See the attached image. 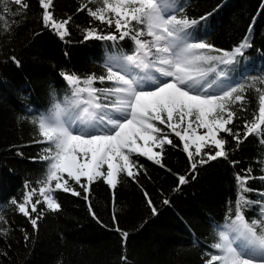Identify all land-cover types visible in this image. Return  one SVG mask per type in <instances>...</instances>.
I'll use <instances>...</instances> for the list:
<instances>
[{"label":"trees","instance_id":"trees-1","mask_svg":"<svg viewBox=\"0 0 264 264\" xmlns=\"http://www.w3.org/2000/svg\"><path fill=\"white\" fill-rule=\"evenodd\" d=\"M26 2L29 7L24 10L12 0H0V15L6 17L0 20V215L7 221L0 227L8 230L6 236L0 235V264H125L122 256L127 257L126 264H203L204 253L211 251L209 246L217 231L228 222L225 220L228 208L234 207L235 174L244 175L242 170L251 169L253 176L264 175L261 171L264 146L256 136L237 145L232 137L221 133L229 141L226 145L229 158L211 161L193 173L183 145L169 133L176 146L164 147L166 168L144 157H132L146 170L136 177L138 183L121 175L112 190L102 180L96 181L91 185L88 201L56 191L53 195L61 210L57 213L45 210L38 221V230H33L28 218L14 210L10 201H22L25 182L37 189L33 200L40 198L37 181L47 162L38 157L44 154L41 150L47 145L33 142L39 137L30 121L46 113L53 103L63 102L69 94L60 72H76L82 77L103 75L108 55L117 49L130 52L134 47L130 39L118 41L115 47L110 41L84 40L86 27L109 30L93 21L86 10L77 12L87 0H53L50 10L57 20L72 17L68 25L70 34L64 40L43 26L39 0ZM177 3L184 6L190 18L212 14L206 24L198 26V35L217 48L230 50L249 35L252 46L245 50L244 56L237 57L239 63L218 67L233 69L228 72L233 82L243 79L246 84L264 88L259 83L264 78V0H177ZM5 4L11 12L6 11ZM18 9L20 14L13 15ZM6 23L10 31H5ZM111 30H115L114 26ZM10 57H15L19 66ZM96 86L111 85L106 82ZM259 94L255 88L246 90L248 110L241 112L239 105L234 106L238 118L229 127L243 131L244 120H250L253 110L258 109ZM233 160L239 163L232 165ZM173 173L188 179L178 191H174L178 181ZM248 186L256 191L244 195L259 199L264 181L252 179ZM75 187L80 190L79 185ZM145 191L157 209L156 215L148 207ZM165 199L169 204L163 203ZM89 204L107 227L93 219ZM257 212L258 207L254 206L246 215L252 218ZM113 214L119 228L129 234L126 244L121 234L112 230ZM25 234L29 236L27 241Z\"/></svg>","mask_w":264,"mask_h":264},{"label":"snow or ice","instance_id":"snow-or-ice-1","mask_svg":"<svg viewBox=\"0 0 264 264\" xmlns=\"http://www.w3.org/2000/svg\"><path fill=\"white\" fill-rule=\"evenodd\" d=\"M12 2L19 9L29 7L26 0ZM91 4L97 6L89 7ZM39 7L45 28L61 40L69 36L71 16L57 20L50 10L53 0H39ZM5 9L12 11L6 4ZM19 9L13 15L20 14ZM85 10L93 21L109 30L86 27L84 40L110 41L115 47L118 41L130 39L134 47L130 52L117 49L108 55L103 75L82 77L62 70L60 76L69 94L63 102L53 103L46 113L30 121L39 137L33 142L47 145L41 150L44 154L38 157L47 162L37 181L40 198L33 200L37 189L25 182L22 201L12 199L10 203L28 218L33 230H38V221L45 210L51 213L61 210L53 195L56 191L88 201L91 185L96 181L102 180L112 190L121 175L138 183L136 177L144 169L133 156L166 168L164 147L176 146L169 133L183 145L193 173L211 161L229 158L226 148L229 141L221 133L232 137L237 145L256 136L264 146V88L246 84L243 79L233 82L228 76L233 69L218 67L239 63L237 57L244 56L245 50L252 46L249 35L230 50L217 48L198 35V26L206 24L212 14L190 18L177 0H87L77 12ZM0 20L6 17L0 15ZM5 31H10L7 23ZM10 59L19 66L15 57ZM106 82L111 86H96ZM259 83L264 85V78ZM248 88L260 93L258 109L253 110L250 120H244L241 132L229 125L238 118L234 106L239 105L241 112L248 110L244 95ZM52 95L55 98L54 92ZM206 148L210 150L204 151ZM242 171L244 175L235 174L237 194L234 207H229L225 216L228 222L217 231L209 246L211 251L204 253L203 264H264V191L259 192L260 198L256 200L244 195L256 191L248 186V181L257 178L264 181V175L253 176L251 169ZM173 175L178 181L174 191H178L188 179L185 175ZM144 195L156 215L157 209L146 191ZM163 203L169 204V200ZM254 206L258 212L249 218L246 213ZM88 210L102 224L90 204ZM112 222L115 225L112 230L120 233L126 244L129 234L119 228L115 214ZM5 223L6 217L0 215V225ZM7 234L8 230L0 227V235ZM28 239L25 234V240ZM121 259L126 264L127 257Z\"/></svg>","mask_w":264,"mask_h":264},{"label":"rangeland","instance_id":"rangeland-1","mask_svg":"<svg viewBox=\"0 0 264 264\" xmlns=\"http://www.w3.org/2000/svg\"><path fill=\"white\" fill-rule=\"evenodd\" d=\"M202 131V130H201ZM193 151H194V149H193Z\"/></svg>","mask_w":264,"mask_h":264}]
</instances>
